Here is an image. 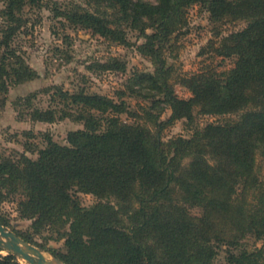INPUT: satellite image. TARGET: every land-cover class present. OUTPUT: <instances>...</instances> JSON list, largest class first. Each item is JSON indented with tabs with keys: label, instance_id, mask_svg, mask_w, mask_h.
<instances>
[{
	"label": "trees",
	"instance_id": "trees-1",
	"mask_svg": "<svg viewBox=\"0 0 264 264\" xmlns=\"http://www.w3.org/2000/svg\"><path fill=\"white\" fill-rule=\"evenodd\" d=\"M0 2L4 106L10 86L38 76L11 43L23 26V8L39 7L42 0ZM84 4L56 16L121 45H128V30L136 32L143 39L137 50L154 71L133 74L116 99L53 87L45 91L52 90L57 105L34 107V94L13 103L32 121L69 119L82 125L67 134L65 144L44 134L43 147L26 146L37 154L34 159L25 153L0 157V207L11 198L17 216L30 222L27 233L16 234L65 264H264V174L257 163L264 157V0ZM196 5L216 27L245 23L227 35L217 30L201 51L235 61L227 70L202 67L174 79L166 54L173 38L185 33L188 10ZM111 61L97 67L125 71L122 62ZM173 80L190 92L188 98L175 94ZM125 96L148 103L131 111ZM165 108L171 113L162 121ZM196 112L225 118L193 128L188 138L162 140L168 125L180 119L191 125ZM79 194L95 202L83 206ZM0 224L8 225L1 211ZM36 236L63 241L65 250L37 243ZM249 238L261 246L249 245ZM15 259L0 254V264H16Z\"/></svg>",
	"mask_w": 264,
	"mask_h": 264
},
{
	"label": "rangeland",
	"instance_id": "rangeland-1",
	"mask_svg": "<svg viewBox=\"0 0 264 264\" xmlns=\"http://www.w3.org/2000/svg\"><path fill=\"white\" fill-rule=\"evenodd\" d=\"M71 5L84 6L85 4L84 0H42L39 7L25 6L20 14L24 23L13 38L11 46L38 76L24 84L10 86L4 106H0V157H15L19 153H25L34 159L37 154L27 152L25 147H43L44 134L49 135L58 144H65L70 131L82 128L81 124L69 119L57 120L53 123L32 121L29 115H22L15 109L13 103L18 98L34 94L33 106L47 109L57 105V102L51 101L52 90L48 93L45 90L60 87L69 92L84 89L88 93H97L116 99V92L125 89L126 82L133 74L154 71L152 62L137 50V46L143 43V39L136 32L128 30L126 32L128 45H121L95 35L89 30L70 26L56 14L57 11ZM0 8H3L1 2ZM187 22L185 33L173 38L174 47L166 54L168 63L174 69L173 78L196 73L202 67H209L216 71L231 68L235 58L216 57L210 51L201 54V51L214 38L217 30L227 35L241 30L245 27V23L227 22L216 27L209 21L208 13L199 5L189 8ZM3 25L4 22L0 19V26ZM112 59L122 62L125 71H103L97 67ZM173 82L174 92L178 97L190 96V92L184 86L174 80ZM124 99L131 111H139V105L148 103L138 97L125 96ZM170 113V110L165 108L161 120H166ZM122 118L131 120L127 115H122ZM224 118L225 116L201 115L196 112L191 125L185 119L176 120L168 125L162 132V140L166 142L178 135L188 138L193 128H201L208 123H218ZM26 132H30L31 136L26 135ZM257 163L263 175L264 157H258ZM78 197L83 206H90L95 202V198L91 195L79 194ZM0 211L8 222L6 226L8 230L15 233L29 231L30 222L21 220L17 216L16 204L11 198L2 203ZM191 212L192 214L200 213L199 209H192ZM35 241L45 243L46 247L55 250H65L63 241L46 242L44 236H36ZM247 243L251 246L254 244L261 246V242H255L253 238L247 239ZM33 246L39 248L36 245ZM42 251L46 258L53 256L47 251ZM0 254L8 253L2 250ZM15 263L28 264L19 258L15 259Z\"/></svg>",
	"mask_w": 264,
	"mask_h": 264
},
{
	"label": "water",
	"instance_id": "water-1",
	"mask_svg": "<svg viewBox=\"0 0 264 264\" xmlns=\"http://www.w3.org/2000/svg\"><path fill=\"white\" fill-rule=\"evenodd\" d=\"M0 247L28 264H65L55 256L46 258L43 251L0 224Z\"/></svg>",
	"mask_w": 264,
	"mask_h": 264
}]
</instances>
